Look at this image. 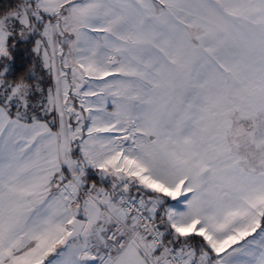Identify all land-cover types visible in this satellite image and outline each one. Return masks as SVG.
I'll list each match as a JSON object with an SVG mask.
<instances>
[{
    "label": "snow or ice",
    "instance_id": "6c2138e0",
    "mask_svg": "<svg viewBox=\"0 0 264 264\" xmlns=\"http://www.w3.org/2000/svg\"><path fill=\"white\" fill-rule=\"evenodd\" d=\"M0 264H264V0L0 12Z\"/></svg>",
    "mask_w": 264,
    "mask_h": 264
},
{
    "label": "trees",
    "instance_id": "16d2710c",
    "mask_svg": "<svg viewBox=\"0 0 264 264\" xmlns=\"http://www.w3.org/2000/svg\"><path fill=\"white\" fill-rule=\"evenodd\" d=\"M15 3L16 0H0V12L4 11L8 7L14 6ZM98 186L108 187V185H100V184H98ZM133 194H135V191L133 192Z\"/></svg>",
    "mask_w": 264,
    "mask_h": 264
},
{
    "label": "rangeland",
    "instance_id": "374dc122",
    "mask_svg": "<svg viewBox=\"0 0 264 264\" xmlns=\"http://www.w3.org/2000/svg\"><path fill=\"white\" fill-rule=\"evenodd\" d=\"M75 104H76L77 109H79V101H78V100L75 101ZM85 115H86V114H85ZM72 123H73V125H75V120H73ZM105 185H107V184H105ZM99 187H100V186H99Z\"/></svg>",
    "mask_w": 264,
    "mask_h": 264
},
{
    "label": "built area",
    "instance_id": "2783aa9c",
    "mask_svg": "<svg viewBox=\"0 0 264 264\" xmlns=\"http://www.w3.org/2000/svg\"><path fill=\"white\" fill-rule=\"evenodd\" d=\"M133 192H134V190H133ZM133 194V193H132ZM136 194V193H135ZM135 194H133V195H135Z\"/></svg>",
    "mask_w": 264,
    "mask_h": 264
},
{
    "label": "crops",
    "instance_id": "0c3cea01",
    "mask_svg": "<svg viewBox=\"0 0 264 264\" xmlns=\"http://www.w3.org/2000/svg\"><path fill=\"white\" fill-rule=\"evenodd\" d=\"M99 187V186H98Z\"/></svg>",
    "mask_w": 264,
    "mask_h": 264
}]
</instances>
